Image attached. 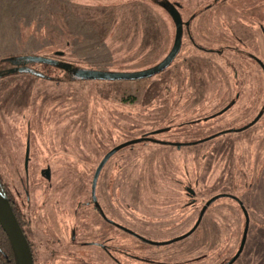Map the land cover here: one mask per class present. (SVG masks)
<instances>
[{"label": "flooded vegetation", "instance_id": "obj_1", "mask_svg": "<svg viewBox=\"0 0 264 264\" xmlns=\"http://www.w3.org/2000/svg\"><path fill=\"white\" fill-rule=\"evenodd\" d=\"M148 1L162 10L165 52L147 66L132 71L98 69L101 66L64 60L66 50L60 48L51 54L11 55L1 60L0 77L27 73L53 83H95L99 89L112 85L103 97L112 102L111 113L103 107L96 109L95 115L80 110L82 132L91 136L81 140L86 154L83 162H92L83 173H70L66 168L65 172H54L55 162L77 158L64 141L68 126L64 130L59 125L50 127L54 119L60 121L59 112L47 118L39 108H34L33 118L23 112L26 133L20 146L21 164L15 166L19 182L8 183L0 177V193L8 199L26 236L34 264H264V164L257 162L248 167L240 161L236 168L235 155L230 154L223 179L211 183L202 178L198 163H193L192 171L183 164L185 151L193 150V155L199 157L198 146L221 137H227L225 143L233 146L234 136L247 133L263 121L264 93L252 91L247 97L248 87L255 89L258 82L245 72L248 60L258 66L264 78V58L260 55L264 21L254 17V24L244 23L245 32L248 28L255 31L256 41L259 36L261 45L256 49L248 45L247 33L238 35L225 20L220 21L225 39L219 40L227 43H216L202 40L200 35L216 30L213 16L229 0H201L192 8L184 0ZM232 39L237 43L231 45ZM65 45L70 46V41ZM232 48L241 60L233 64L228 60L233 75L222 80L225 102L202 113L195 107L197 101H192L207 95L206 89L201 91L205 78L211 80L216 72L207 58H222ZM22 56L42 59L19 58ZM162 62L166 64L160 70L140 77L85 76L89 70L136 72ZM49 69L62 75H53ZM156 76L155 81L138 89V82ZM122 81L133 82L135 90L142 88L147 100L144 105L153 104L154 114L161 115L142 133H134V123L131 128L116 125L119 114L113 97L136 103L141 93L134 90L121 96L114 84ZM199 113L202 117L184 118ZM168 116L169 120L163 122ZM223 116L241 119L202 136L187 133V126ZM86 143L92 147L87 148ZM163 157H171L174 165L164 162ZM139 159L145 163H130ZM158 159L159 165H153ZM126 163L133 166L121 171ZM121 212L127 217L121 219ZM63 214H68V219L57 224Z\"/></svg>", "mask_w": 264, "mask_h": 264}, {"label": "rangeland", "instance_id": "obj_2", "mask_svg": "<svg viewBox=\"0 0 264 264\" xmlns=\"http://www.w3.org/2000/svg\"><path fill=\"white\" fill-rule=\"evenodd\" d=\"M200 1L184 0L190 7ZM132 2L133 0H0V62L11 55L51 54L56 48L66 50L64 60L98 65L101 66L98 69L103 70L132 71L156 62L165 52V20L162 10L148 0H137L135 4ZM218 11L213 16V22L216 25L213 28L216 30L207 31V35L201 34L200 38L216 43H227V41H221L225 38L222 36L224 32L220 27V21H227L232 29L242 36V32H245L243 30L245 22L254 24L256 20L251 21L254 17H262L264 21V0H229L222 4ZM247 30L245 33H247L248 45L256 49L258 45H261L259 36L256 41L255 31H249V28ZM67 40L70 41V46L65 45ZM230 43L234 45L237 42L232 39ZM261 49L260 55L264 58V46ZM207 60L214 63L213 69L216 72L211 80L210 77L207 80L205 78L206 82L201 91L206 89L207 95L203 98L197 96L198 100L192 101H197L198 105L195 107L202 113L217 108L225 102L222 80L233 75L230 65L236 60L239 62L241 58L239 52L232 48L230 52L225 51L222 58L211 56ZM247 63L245 73L258 82L257 88L248 87L247 95L258 90L264 93V78L259 72L260 69L248 60ZM239 68L238 71H240ZM49 71L53 75H62L58 70L49 69ZM158 77L138 82V89L143 88V85L148 82L155 81ZM117 83L114 87L119 88L121 96L123 93H131L135 90L131 81ZM95 85V83L86 84L79 81L53 83L27 73L0 77V177L8 180V183L19 182L15 166L19 167L21 164L20 146L24 142L27 123L26 119H22V114L25 112L27 118H33L34 108L41 109L46 118L47 115L55 117V113L59 112L61 119L60 121L54 119L55 121L51 122L52 129H55L57 125L63 130L67 126L69 128L67 132L65 131L64 141L67 146H70L72 156L77 158L62 160V163L55 162L54 172H65L66 169L70 173L88 171L92 167V162H83L86 154L83 152L81 140L89 139L91 136L82 132L78 117L80 110L86 109L88 115H95L96 109L103 107L111 113L109 103L112 102L103 98L107 92H110L112 85L101 89ZM142 88L135 90L138 93L141 92L136 103H125L122 98L113 97L115 101L113 104L119 114L115 121L116 125L119 128L120 125L131 128L134 123V127L137 128L135 134L150 129L154 121L161 118V115L154 114L156 109L153 104L152 107L144 105L147 100L143 96ZM109 97L112 98L110 95ZM65 100L67 103L64 104ZM202 113L184 118L188 121L202 117ZM169 117L163 118V122L168 121ZM240 119L239 117V120L235 121L233 117L223 116L220 120L215 119L194 127L187 126V133H191L190 136H202L207 132L228 126L232 120V123H239ZM226 138L221 137L198 146L199 157L193 155V150L185 151L183 162L185 169L192 171L193 163H198L201 166L202 178L211 183L214 179H223L230 154L235 155L236 168H239L237 166L240 161L246 163L248 167L257 162L264 164V118L258 126L247 133L234 136L233 146L225 143ZM92 144L95 147L94 142ZM86 147H92L91 143H86ZM212 149L213 151H206ZM152 152L160 154L158 150ZM161 159L170 163L171 166L174 165L171 157ZM90 160L92 161V157ZM137 161L145 163L142 159L130 163L135 164ZM159 162L160 159L153 162V165H159ZM130 163L123 164L121 171L130 170L133 166ZM33 166L35 170L37 164ZM67 215H60V218H57V224L68 219ZM121 215L123 216L121 219L127 217L124 212H121Z\"/></svg>", "mask_w": 264, "mask_h": 264}, {"label": "water", "instance_id": "obj_3", "mask_svg": "<svg viewBox=\"0 0 264 264\" xmlns=\"http://www.w3.org/2000/svg\"><path fill=\"white\" fill-rule=\"evenodd\" d=\"M21 59L41 60L36 56H22ZM166 63L136 72H107L100 70H89L85 74L88 77L99 78H134L152 74L160 70ZM0 225L6 233L13 249L16 264H34L29 243L23 233L21 226L11 208L8 199L0 193Z\"/></svg>", "mask_w": 264, "mask_h": 264}, {"label": "trees", "instance_id": "obj_4", "mask_svg": "<svg viewBox=\"0 0 264 264\" xmlns=\"http://www.w3.org/2000/svg\"><path fill=\"white\" fill-rule=\"evenodd\" d=\"M0 264H16V259L13 249L1 225H0Z\"/></svg>", "mask_w": 264, "mask_h": 264}]
</instances>
